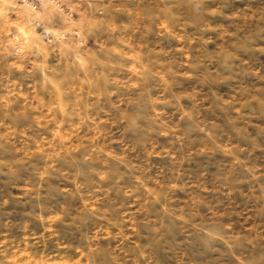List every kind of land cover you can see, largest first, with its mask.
<instances>
[{
	"label": "rangeland",
	"instance_id": "obj_1",
	"mask_svg": "<svg viewBox=\"0 0 264 264\" xmlns=\"http://www.w3.org/2000/svg\"><path fill=\"white\" fill-rule=\"evenodd\" d=\"M0 264H264V0H0Z\"/></svg>",
	"mask_w": 264,
	"mask_h": 264
},
{
	"label": "built area",
	"instance_id": "obj_2",
	"mask_svg": "<svg viewBox=\"0 0 264 264\" xmlns=\"http://www.w3.org/2000/svg\"><path fill=\"white\" fill-rule=\"evenodd\" d=\"M23 3H27L29 5H31L34 9H40L43 5L44 2H51V3H55L56 0H20ZM69 15H71V13L68 12ZM65 35L63 34L62 37H64ZM42 38L46 41H51L53 39V36L51 35L50 32H43L42 33Z\"/></svg>",
	"mask_w": 264,
	"mask_h": 264
}]
</instances>
